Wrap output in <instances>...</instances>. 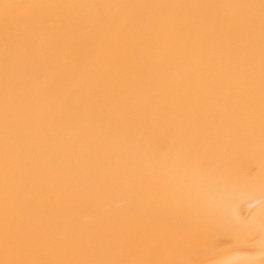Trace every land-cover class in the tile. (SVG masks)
<instances>
[{"label":"bare ground","instance_id":"1","mask_svg":"<svg viewBox=\"0 0 264 264\" xmlns=\"http://www.w3.org/2000/svg\"><path fill=\"white\" fill-rule=\"evenodd\" d=\"M261 3L0 0V261L264 264Z\"/></svg>","mask_w":264,"mask_h":264},{"label":"snow or ice","instance_id":"2","mask_svg":"<svg viewBox=\"0 0 264 264\" xmlns=\"http://www.w3.org/2000/svg\"><path fill=\"white\" fill-rule=\"evenodd\" d=\"M14 7L11 5H5V9ZM262 16H261V88H262V125H264V0L261 3ZM233 36L236 34L235 26L233 25ZM233 36H230L226 40V45L230 44L233 40ZM262 150H264V137H262ZM40 222H43V218L40 217ZM46 242L45 235L39 230H33L25 227H21L18 237L16 239V245L21 250H31L37 248ZM103 243V242H99ZM7 247V237H6ZM0 264H47L45 261L22 259V260H6L0 261ZM69 264H137V262H126L116 260H81L69 262Z\"/></svg>","mask_w":264,"mask_h":264}]
</instances>
